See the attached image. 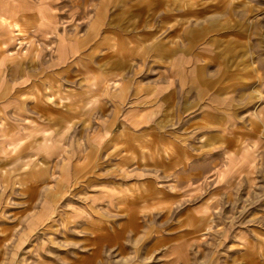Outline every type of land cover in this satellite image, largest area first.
<instances>
[{
    "label": "rangeland",
    "instance_id": "rangeland-1",
    "mask_svg": "<svg viewBox=\"0 0 264 264\" xmlns=\"http://www.w3.org/2000/svg\"><path fill=\"white\" fill-rule=\"evenodd\" d=\"M51 7L82 51L0 68V264H264V0Z\"/></svg>",
    "mask_w": 264,
    "mask_h": 264
},
{
    "label": "crops",
    "instance_id": "crops-1",
    "mask_svg": "<svg viewBox=\"0 0 264 264\" xmlns=\"http://www.w3.org/2000/svg\"><path fill=\"white\" fill-rule=\"evenodd\" d=\"M53 1L58 3V0H0V43L2 44L0 50V68L6 61L14 59L22 61L34 52L39 55L42 50L37 47L34 41V37L38 33L42 35L45 42L56 43L57 49L54 52L59 59H65L68 54L82 51L80 39L76 33L73 32L71 35L64 34L61 36L57 34L56 29L61 23V17L57 12H54L55 8L51 7ZM21 20H25L30 25L31 32L29 35L30 40L33 42L32 52L24 56L14 57L9 52L12 44V35L15 22H20ZM34 21H38V25H34ZM41 21L44 23L43 25ZM65 42L67 44H64ZM67 45L70 48H67ZM61 52H63L62 55ZM120 97L123 98L122 95ZM12 131L13 129H10V132ZM45 142V146L48 148L55 147V142L49 144L47 140ZM22 144V140L19 139L8 143L7 146L11 147V152L16 153L21 149Z\"/></svg>",
    "mask_w": 264,
    "mask_h": 264
}]
</instances>
